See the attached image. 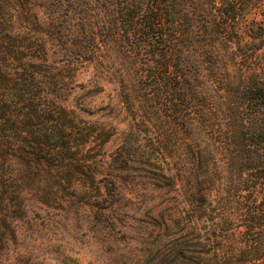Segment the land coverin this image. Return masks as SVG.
<instances>
[{
    "label": "trees",
    "instance_id": "trees-1",
    "mask_svg": "<svg viewBox=\"0 0 264 264\" xmlns=\"http://www.w3.org/2000/svg\"><path fill=\"white\" fill-rule=\"evenodd\" d=\"M13 1L24 10L31 4L0 0V208L8 200L6 161L82 173L73 152L95 138L48 97L45 39L13 31ZM64 1L72 38L91 43L71 53H96L101 33L91 16H101V26L116 33L117 51L136 64L151 138L174 153L182 149L179 166H159L174 191L166 219L182 230L172 253L183 264H264V0H81L88 8L55 0L53 19ZM34 64L38 72H28ZM6 219L0 210L8 226Z\"/></svg>",
    "mask_w": 264,
    "mask_h": 264
},
{
    "label": "rangeland",
    "instance_id": "rangeland-1",
    "mask_svg": "<svg viewBox=\"0 0 264 264\" xmlns=\"http://www.w3.org/2000/svg\"><path fill=\"white\" fill-rule=\"evenodd\" d=\"M28 1L26 10L12 2L9 23L14 32L45 39L48 97L95 138L73 152L83 163L82 173L29 171L13 159L4 163L8 200L0 210L8 226L0 222V264H183L171 251L182 241L181 225L166 219L174 191L159 171V166H179L182 149L174 153L151 138V114L135 82L136 64L117 51L116 33L101 26L99 15L91 21L99 24L101 45L90 58L78 59L72 50L91 43L87 36L80 42L72 38L63 12L70 3L64 1L53 19L55 0ZM37 64L27 66L28 72L37 73ZM132 96L141 109L132 108ZM17 167L23 169L18 176Z\"/></svg>",
    "mask_w": 264,
    "mask_h": 264
}]
</instances>
